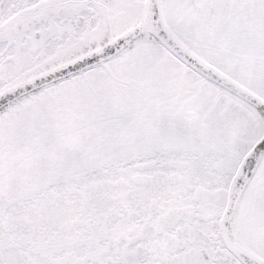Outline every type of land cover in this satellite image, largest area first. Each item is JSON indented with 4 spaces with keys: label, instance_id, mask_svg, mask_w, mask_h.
Listing matches in <instances>:
<instances>
[{
    "label": "snow or ice",
    "instance_id": "snow-or-ice-1",
    "mask_svg": "<svg viewBox=\"0 0 264 264\" xmlns=\"http://www.w3.org/2000/svg\"><path fill=\"white\" fill-rule=\"evenodd\" d=\"M0 264H264V0H0Z\"/></svg>",
    "mask_w": 264,
    "mask_h": 264
}]
</instances>
